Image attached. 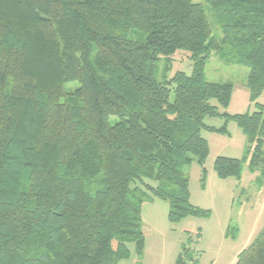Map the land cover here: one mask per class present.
Segmentation results:
<instances>
[{"label": "trees", "instance_id": "obj_1", "mask_svg": "<svg viewBox=\"0 0 264 264\" xmlns=\"http://www.w3.org/2000/svg\"><path fill=\"white\" fill-rule=\"evenodd\" d=\"M203 1L212 16L194 0H0V264H121L131 243L141 255L150 193L171 222L209 215L185 175L195 158L206 174L203 130L227 132L206 117L248 142L217 174L241 178L249 161L264 181V0ZM180 50L192 73L158 79ZM214 51L250 67L257 110L220 111L234 86L206 79ZM234 264H264V226Z\"/></svg>", "mask_w": 264, "mask_h": 264}, {"label": "rangeland", "instance_id": "obj_2", "mask_svg": "<svg viewBox=\"0 0 264 264\" xmlns=\"http://www.w3.org/2000/svg\"><path fill=\"white\" fill-rule=\"evenodd\" d=\"M194 1L204 4L212 16L209 4L203 0ZM166 65H169L167 71ZM177 71L192 73L193 61L187 51H178L169 61L162 57L157 77L170 79ZM249 72V66L228 64L219 58L217 51L212 53L205 66L206 79L234 86L230 104L220 107L221 112L234 115L258 109L251 101L246 85ZM257 100L264 105V93ZM214 103L217 104L216 101ZM205 122L216 127L226 125L227 132L203 130V136L209 143L206 174L195 158L185 168V175L189 179L191 202L208 210L209 215L189 216L179 222H171L168 218L169 202L150 193L142 206L144 252L140 255L136 245L129 244L131 257L122 260L121 264H177L183 246L190 249L189 264H234L238 254L263 228L264 181L261 172L252 171L249 161L243 165L241 178H221L215 169V161L220 156L241 159L246 155L248 142L243 130L234 120L221 117H206ZM152 184L156 186L158 183Z\"/></svg>", "mask_w": 264, "mask_h": 264}]
</instances>
